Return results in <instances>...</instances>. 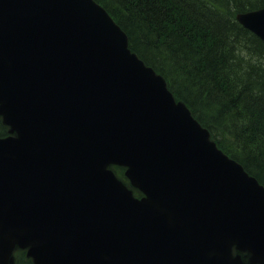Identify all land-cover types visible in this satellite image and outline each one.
<instances>
[{"label": "water", "instance_id": "95a60500", "mask_svg": "<svg viewBox=\"0 0 264 264\" xmlns=\"http://www.w3.org/2000/svg\"><path fill=\"white\" fill-rule=\"evenodd\" d=\"M0 119V264H264V187L93 0H0Z\"/></svg>", "mask_w": 264, "mask_h": 264}, {"label": "trees", "instance_id": "16d2710c", "mask_svg": "<svg viewBox=\"0 0 264 264\" xmlns=\"http://www.w3.org/2000/svg\"><path fill=\"white\" fill-rule=\"evenodd\" d=\"M94 1L218 147L264 186V43L235 20L264 0ZM16 264L31 263L20 254Z\"/></svg>", "mask_w": 264, "mask_h": 264}, {"label": "bare ground", "instance_id": "6f19581e", "mask_svg": "<svg viewBox=\"0 0 264 264\" xmlns=\"http://www.w3.org/2000/svg\"><path fill=\"white\" fill-rule=\"evenodd\" d=\"M239 13L235 14V17L238 15ZM238 24V23H237Z\"/></svg>", "mask_w": 264, "mask_h": 264}]
</instances>
